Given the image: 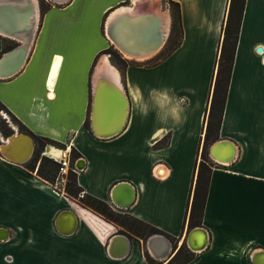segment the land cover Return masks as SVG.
Instances as JSON below:
<instances>
[{
	"label": "crops",
	"instance_id": "1",
	"mask_svg": "<svg viewBox=\"0 0 264 264\" xmlns=\"http://www.w3.org/2000/svg\"><path fill=\"white\" fill-rule=\"evenodd\" d=\"M124 1L51 3L40 14L23 65L0 77V101L28 132L79 151L83 192L165 234L143 239L65 194L25 161L0 154V264H149L144 251L166 261L184 241L193 251L185 264H264V0H245L215 139L232 142L235 154L225 162L211 157L203 213L191 226L188 209L229 0H176L182 32L165 56L150 64L124 57L123 67L111 64L117 77L101 68L103 62L94 72L98 55L114 45L106 24ZM133 4L148 11L139 0ZM164 12L169 34L171 15L167 7ZM19 44L0 33V53ZM101 77L117 78L128 98L125 123L110 136L90 128ZM232 148L221 143L218 154ZM118 182L115 199L132 195L124 206L111 196ZM194 227L205 231V245L196 250L187 244L188 233L193 243L204 235Z\"/></svg>",
	"mask_w": 264,
	"mask_h": 264
},
{
	"label": "trees",
	"instance_id": "2",
	"mask_svg": "<svg viewBox=\"0 0 264 264\" xmlns=\"http://www.w3.org/2000/svg\"><path fill=\"white\" fill-rule=\"evenodd\" d=\"M126 1H124L123 3H126ZM244 3L245 0H229L226 17L222 25V36L219 44L218 56L216 59V70L213 79L211 96L209 99V105L207 106L205 112L206 123L202 141V149L196 162L195 182L193 186L191 202L188 209L189 226L198 223L203 213L204 200L207 191V182L212 166V160L208 153V147L210 143L218 137V131L220 128L221 118L224 110L230 73L233 65L237 38L241 25ZM49 5L50 3H48L44 7H41L40 14H42L49 7ZM165 7L169 9L171 15L170 31L163 47H161L162 49H160L157 55L163 52L164 53L156 60L165 56L172 48L176 46V44L179 42L182 32L179 2L176 0H165ZM175 31L178 33V35L176 39H173ZM170 42L172 43L171 45H169ZM111 46L112 44H110L106 49L103 50L105 52H109L110 56ZM165 46L167 48L165 51H163ZM156 60L154 62H156ZM123 62L125 65L128 63V61L126 60H124ZM0 109H4L9 112L13 121H15L18 125L20 132L25 131L29 133L34 140H38L39 146L37 149H35L34 147V151L30 156L31 158H29L25 162V166L29 170H35L40 177L44 178L48 182L53 183L59 168V164L58 162L51 159V157L49 158L42 153L49 144L56 145L57 147H65V143L48 136L37 135L28 132L29 130L25 127V125L21 123V121L13 113H11L1 101ZM84 124L85 126L89 127L88 119L85 120ZM1 132L4 136H7L13 132V129L11 127H7L4 129L1 128ZM167 140L168 135H165L160 142L166 143ZM80 155L81 154L79 153V151L76 148L72 147L70 150V163L73 164L76 158ZM81 191H83V188L77 182V173L75 171L69 170L64 186L65 194L76 198L81 202V204L101 213L105 218L124 226L133 233L141 236L143 239L151 233L165 234V232H163L162 230L142 219H139L128 213L119 212L112 209L106 201L96 196H93L87 192H83L82 195H79ZM144 252L149 264H185L193 256V251H191L187 247L185 241L182 242L176 252L166 261L156 260L152 256H150L147 251Z\"/></svg>",
	"mask_w": 264,
	"mask_h": 264
},
{
	"label": "water",
	"instance_id": "3",
	"mask_svg": "<svg viewBox=\"0 0 264 264\" xmlns=\"http://www.w3.org/2000/svg\"><path fill=\"white\" fill-rule=\"evenodd\" d=\"M55 1L62 2L63 0L60 1L55 0ZM35 14L37 15L38 18L39 16L38 0H0V33L20 40L19 45H17L16 47L10 50L4 51L0 54V62L8 59L9 56L15 55L18 52L19 55L17 57H19L23 49H25L26 53L28 52L30 43L34 36V32L36 30V22L33 21ZM168 28L169 27H168L167 18L161 16L159 13H154L151 11H141V12L135 11L134 13H130L129 10L127 9H124L116 13L114 17L106 24L107 33L111 38L112 42L114 43V46H116L119 49V47L117 46L119 45L121 48L127 49L126 50L127 53L138 54L140 56H146V57L155 53L163 46L168 35ZM124 46H126V48H124ZM260 49L261 47L259 46L258 50ZM20 61L21 59H17L16 61L13 60V62L6 65L3 71L0 72V77L11 75L15 71H17L22 63ZM103 82L104 83L110 82L112 86H115L123 94L120 95L118 98L115 96L116 103L114 104V106L116 105L117 112L114 115L113 122L111 120L110 124L108 125V129L104 131L105 133L97 134L94 132L99 136H110L117 133L125 123L124 117L126 115L124 114L125 113L124 110L125 108L127 109L128 107V102H127L128 98L122 86L116 81V79L113 80V79H106L105 77H101L97 80V83H95L92 94L91 106H93V103L95 101L94 99L96 97L98 98L102 93L101 89L105 90V87L104 88L101 87L103 86L102 85ZM90 119L92 118L90 117ZM120 126L122 127L120 128ZM90 128L93 129L92 121H90ZM12 129L13 132L11 134L7 136H3V135L0 136V148L2 147L3 144L13 145L17 141L20 135H25L30 140L33 139V137L27 132L17 133L16 132L17 130H15L14 128ZM221 143L229 144L230 147L231 145H233L232 142H230L229 140H225V139L214 140L208 147L209 156L213 157V155H216L218 157L216 158V161L218 162L229 161L235 154L234 145L231 153H228L227 155L225 154L219 156L218 147ZM31 153L32 151L30 149L25 151L24 160H26L31 155ZM0 154L5 156V154L1 149H0ZM5 157L8 158L7 156ZM116 184L118 185L116 187H113L111 191V196L113 195L112 197L115 201L114 203L121 206L127 205L129 203L128 201L130 200V195L124 200L115 199L114 194L116 193V190L119 187V184L121 183L118 182ZM116 184H114L113 186H115ZM128 185L130 184L123 183L122 186L120 187L128 188L129 187ZM128 189L130 190V188ZM193 229L200 230L205 235V231L202 227H194ZM155 237L158 236L157 235L151 236V238H155ZM186 241L188 246L193 250L201 248L205 245V239L201 244L193 243L191 241V236H189V233ZM173 251L174 250H172V252ZM170 252L171 251H168L166 253L164 252L162 253V256L164 257L165 254H169Z\"/></svg>",
	"mask_w": 264,
	"mask_h": 264
},
{
	"label": "bare ground",
	"instance_id": "4",
	"mask_svg": "<svg viewBox=\"0 0 264 264\" xmlns=\"http://www.w3.org/2000/svg\"><path fill=\"white\" fill-rule=\"evenodd\" d=\"M150 1L154 2L156 0H150ZM124 9H127V10H129L130 13H133V12L137 11V6L133 5L131 7V6H127L126 5L125 8L118 10L116 13H118V12L124 10ZM116 13H114L112 15V18L114 17V15ZM37 19H38L37 15L35 14V17H34L33 21L36 22ZM117 46L119 47V50H121L124 54H126L129 57H135V58H139V59L146 57V56H140L138 54L127 53V51H126L127 49H123L119 45H117ZM124 48H126V46H124ZM24 52H25V54H24ZM18 55H19V52L17 54H15V55L9 56L8 59L1 61L0 62V72L3 71L4 67H6V65L10 64L11 62H13V60L16 61L17 59H21L20 62H22L21 63V66H22L24 61H25V59H26V55H27L25 49H23V51H22V53H21V55L19 57H17ZM15 57H17V58H15ZM111 64L112 63L108 59V57L107 58L105 57L103 59V63H102V67L101 68L102 69H107V71H109L114 77H117V70ZM5 72H7V71H5ZM115 79L117 81V78H115ZM102 85L103 86H101V87H103V88L105 87V90L101 89L102 93L100 94V96L98 98L96 97L94 99L95 101H94L93 106L91 108V118H92L91 121H92V128H93L92 130H93V132H95L97 134L105 133L104 131H106L108 129V125L110 124V121L112 120V122H113L114 115L117 112V107H116V105L114 106V104L116 103L115 96L118 98L120 95H123L115 86H112L110 84V82L109 83H106V82L104 83L103 82ZM106 88H108V89H106ZM124 111H125L124 114L127 116V109L125 108ZM125 117H124V119H126ZM121 127L122 126H120V128ZM16 132L17 133H21V132H18V131H16ZM49 145H47V146H49ZM231 146H233V145H231ZM34 147H35V143H34L33 139L30 140L27 136L20 135L18 137L17 141L13 145L3 144L0 149L3 151L5 156H7L8 158H11L12 160L18 161V163H19V161L23 162L24 157H25V151L30 149L32 151V153H33ZM63 151H65V150L60 148V147L51 146L44 153L46 155H48L49 157L53 158V159H57V158H60V157H62L64 155ZM32 153H31V155H32ZM30 156L24 161L26 162L29 158H31ZM212 158H214L216 160V158H218V157L216 155H213ZM81 161H83V160L81 159ZM80 163H77L78 166H80V167L83 166L82 163H81V165H80ZM120 196L122 197V195H120ZM131 199H132V195H130V200ZM119 200H121V198H119ZM130 200L128 202H130ZM204 239H205V235H204L203 240H200V241L197 240L198 241L197 243L198 244L203 243Z\"/></svg>",
	"mask_w": 264,
	"mask_h": 264
},
{
	"label": "rangeland",
	"instance_id": "5",
	"mask_svg": "<svg viewBox=\"0 0 264 264\" xmlns=\"http://www.w3.org/2000/svg\"><path fill=\"white\" fill-rule=\"evenodd\" d=\"M64 1V0H63ZM135 1L136 0H127L126 1V3L125 4H127V6H131L132 5V3L134 2L135 3ZM139 2H141L142 3V6H143V8H145V9H147L148 11H156V9L158 10V11H156V12H160L159 14H166L165 12H164V8H165V0H156V1H154V2H151L150 0H139ZM48 3H58L57 1H55V0H38V4H39V16H38V19H37V21H36V26L38 25V23H39V20H40V8L41 7H44V6H46ZM42 4V5H41ZM41 5V6H40ZM134 5V4H133ZM111 15V14H110ZM162 16H165V15H162ZM110 17V16H109ZM177 35H178V33L175 31V34L173 35V39H176V37H177ZM172 41H174V40H172ZM172 43L170 42V44L169 45H171ZM164 45V44H163ZM163 47V46H162ZM166 46H165V48H164V50L163 51H165L166 50ZM160 49H162V48H160ZM160 49L158 50V51H156L155 53H153V54H151V55H149V56H147V57H144V58H141V59H138V58H134V57H132V58H134L135 60H128L129 62H141V63H144V64H150V63H153L158 57H160V56H162L163 55V53H161V54H159V55H157V53L160 51ZM110 51H111V56L109 55V52H105V51H103V52H101L99 55H98V57H97V59H96V61H95V63H94V65H93V70H94V72H95V70H96V68L98 69L99 68V66H100V64L103 62V59H104V57H108L109 58V60L111 61V63L112 64H114L115 66H120V67H123L125 64H124V60H125V58L124 57H128V59H132L131 57H129V56H126V54H123L116 46H114L113 44H112V46L110 47ZM125 55V56H124ZM155 55H157V56H155ZM139 60V61H137V60ZM127 61V60H126ZM123 62V63H122ZM98 65V66H97ZM15 125V126H18L17 124H16V122L15 121H13V119L11 118V116H10V114H9V112H7L6 110H4V109H0V136L1 135H3V133L1 132V128H7V127H11L10 125ZM21 132H25V131H21ZM4 136V135H3ZM34 143H35V149H37L38 148V140H34ZM51 146H56V145H52V144H50L49 146H48V148L49 147H51ZM59 147V146H58ZM44 148H45V146H44ZM61 148V147H60ZM65 148V147H64ZM44 152H46V150L44 149V151H43V153L42 154H45ZM46 155V154H45ZM46 156H48V155H46ZM49 157V156H48ZM50 158V157H49ZM51 159H53V158H51ZM54 161H56L55 159H53ZM57 162V161H56ZM67 174H68V172L67 173H64L63 174V177H61V176H59V177H57V174H56V176H55V179H54V181H53V184H55L57 187H59V188H61V189H63L64 190V186H65V182H66V180H67ZM174 250V249H173ZM159 261H161V260H159Z\"/></svg>",
	"mask_w": 264,
	"mask_h": 264
},
{
	"label": "built area",
	"instance_id": "6",
	"mask_svg": "<svg viewBox=\"0 0 264 264\" xmlns=\"http://www.w3.org/2000/svg\"><path fill=\"white\" fill-rule=\"evenodd\" d=\"M62 149H64V155L60 158L55 159L58 164H59V168L57 171V177L61 176L63 177L64 173H67L69 170L75 171L77 172L79 169H81L80 166L77 165L76 161L78 160L79 157L76 158V160L73 162V164L70 163V149L67 148V146L61 147ZM83 191H81L79 193V195H82Z\"/></svg>",
	"mask_w": 264,
	"mask_h": 264
},
{
	"label": "flooded vegetation",
	"instance_id": "7",
	"mask_svg": "<svg viewBox=\"0 0 264 264\" xmlns=\"http://www.w3.org/2000/svg\"><path fill=\"white\" fill-rule=\"evenodd\" d=\"M109 55H110V53H109Z\"/></svg>",
	"mask_w": 264,
	"mask_h": 264
}]
</instances>
